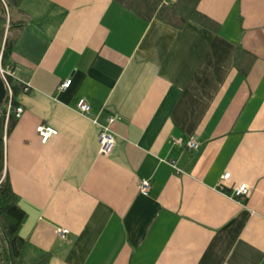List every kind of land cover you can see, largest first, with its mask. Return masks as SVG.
<instances>
[{
    "label": "crops",
    "instance_id": "obj_1",
    "mask_svg": "<svg viewBox=\"0 0 264 264\" xmlns=\"http://www.w3.org/2000/svg\"><path fill=\"white\" fill-rule=\"evenodd\" d=\"M198 1L216 31L112 0L23 1L12 60L28 90L5 167L27 215L20 236L48 264H264V0ZM110 118L115 148L101 156ZM41 125L58 132L46 145Z\"/></svg>",
    "mask_w": 264,
    "mask_h": 264
},
{
    "label": "trees",
    "instance_id": "obj_2",
    "mask_svg": "<svg viewBox=\"0 0 264 264\" xmlns=\"http://www.w3.org/2000/svg\"><path fill=\"white\" fill-rule=\"evenodd\" d=\"M24 0H0V53L3 64L14 67L12 60L15 45L26 27L29 16L22 9ZM138 17L152 21L154 19L176 28L182 29L188 22L216 31V23L201 13L198 0H178L167 5V0H112ZM250 54L238 47L235 55V67L246 75L242 68L243 60ZM13 92L12 110L7 117L9 103L8 94L0 105V264H11L8 244L14 258V264H48L50 254L34 251L29 242L20 236V230L27 215L20 206L19 196L14 192L10 177L5 167V139L16 126L19 116L15 113L20 107L18 97L25 91V86L10 78ZM5 234V236L3 235Z\"/></svg>",
    "mask_w": 264,
    "mask_h": 264
},
{
    "label": "built area",
    "instance_id": "obj_3",
    "mask_svg": "<svg viewBox=\"0 0 264 264\" xmlns=\"http://www.w3.org/2000/svg\"><path fill=\"white\" fill-rule=\"evenodd\" d=\"M0 77L2 81L4 82L8 98H9V103L7 107V117H9V114L12 110V97H13V92L11 89L10 85V78L17 80L16 78V73H15V68L11 66H5L3 64V54L2 52L0 53ZM71 85V81L68 80L66 81L61 87L60 90L64 91L67 90ZM28 89L25 88V91ZM77 111L79 114L83 116H88L92 108L91 106L86 103L84 100H81L78 105H77ZM15 113L19 116L23 113V109L21 107L16 108ZM96 123V121H94ZM116 125H117V120L116 118H110L108 120L107 125L103 126L101 128V131L99 133V153L101 156H109L114 148H115V143H116V138H115V131H116ZM37 134L40 138V141L43 145H46L54 136L58 134V132L50 127L41 125L37 128ZM176 144L178 145H183L182 141H175ZM185 146L190 150H198L200 147V144L196 140H189L188 142L185 143ZM172 168L177 173H180V170L177 169L176 163L175 162H170L169 163ZM230 174H225L223 177V180H229ZM151 189V182L149 180H141L139 184V192L142 195H147L150 192ZM250 188L247 185H241L238 188L234 190V198L239 199V200H244L247 198L249 195ZM58 235L60 238L63 240L66 239L68 235L67 230H59Z\"/></svg>",
    "mask_w": 264,
    "mask_h": 264
},
{
    "label": "water",
    "instance_id": "obj_4",
    "mask_svg": "<svg viewBox=\"0 0 264 264\" xmlns=\"http://www.w3.org/2000/svg\"><path fill=\"white\" fill-rule=\"evenodd\" d=\"M6 94H7V91H6L4 82L2 81V79L0 77V105L5 100ZM3 235L5 236L4 233H3ZM8 248H9V257H10L11 264H14V258H13V254H12L11 247L9 244H8Z\"/></svg>",
    "mask_w": 264,
    "mask_h": 264
}]
</instances>
